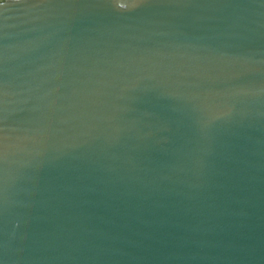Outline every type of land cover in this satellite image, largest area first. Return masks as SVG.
<instances>
[{
  "label": "water",
  "instance_id": "obj_1",
  "mask_svg": "<svg viewBox=\"0 0 264 264\" xmlns=\"http://www.w3.org/2000/svg\"><path fill=\"white\" fill-rule=\"evenodd\" d=\"M0 264H264V0H0Z\"/></svg>",
  "mask_w": 264,
  "mask_h": 264
}]
</instances>
